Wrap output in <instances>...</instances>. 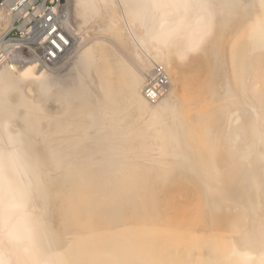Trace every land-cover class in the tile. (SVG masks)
Masks as SVG:
<instances>
[{
  "label": "bare ground",
  "instance_id": "obj_1",
  "mask_svg": "<svg viewBox=\"0 0 264 264\" xmlns=\"http://www.w3.org/2000/svg\"><path fill=\"white\" fill-rule=\"evenodd\" d=\"M64 1L72 80L0 61V264H264V0Z\"/></svg>",
  "mask_w": 264,
  "mask_h": 264
},
{
  "label": "built area",
  "instance_id": "obj_2",
  "mask_svg": "<svg viewBox=\"0 0 264 264\" xmlns=\"http://www.w3.org/2000/svg\"><path fill=\"white\" fill-rule=\"evenodd\" d=\"M61 2L0 0L5 17L4 21H0V61L17 49L36 53L42 65L51 66L59 61L65 54V47H68V35L60 11ZM167 86L165 69L154 64L146 74L143 95L154 102L165 93Z\"/></svg>",
  "mask_w": 264,
  "mask_h": 264
},
{
  "label": "rangeland",
  "instance_id": "obj_3",
  "mask_svg": "<svg viewBox=\"0 0 264 264\" xmlns=\"http://www.w3.org/2000/svg\"><path fill=\"white\" fill-rule=\"evenodd\" d=\"M64 3H65V1L62 0L61 4H64ZM90 29H92V30H90ZM90 29L88 30V33H87L88 35L87 34L84 35L85 37H88L90 35L89 36V38H90L92 35H94L96 33H97L96 35L101 33V32L98 33L95 31V25H94V27H92ZM96 29H97V27H96ZM102 35H104L103 32H102ZM76 44L78 46L79 42L78 43L76 42L74 45L69 46L66 49L64 56L59 61H57L56 63H54L53 65H51L49 67L45 66V68L48 69L47 71H49L50 75L52 76L51 79L53 80V82L55 83L56 86L61 84L64 80L66 82H69L70 80L73 79V77L76 73V69H75L76 64L75 63H76V59H77L76 56H78V54L76 55V53L78 52V49H79V47L77 48ZM186 76H189V74L185 75V77ZM186 78L188 79V77H186ZM70 85H72V84H70Z\"/></svg>",
  "mask_w": 264,
  "mask_h": 264
},
{
  "label": "snow or ice",
  "instance_id": "obj_4",
  "mask_svg": "<svg viewBox=\"0 0 264 264\" xmlns=\"http://www.w3.org/2000/svg\"><path fill=\"white\" fill-rule=\"evenodd\" d=\"M61 39H63V37H61ZM53 43H55V41H53Z\"/></svg>",
  "mask_w": 264,
  "mask_h": 264
}]
</instances>
